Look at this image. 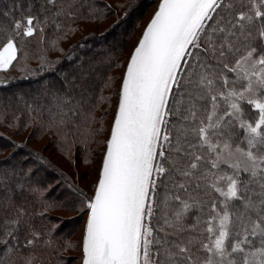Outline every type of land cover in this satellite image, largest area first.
I'll list each match as a JSON object with an SVG mask.
<instances>
[{"label": "snow or ice", "instance_id": "obj_1", "mask_svg": "<svg viewBox=\"0 0 264 264\" xmlns=\"http://www.w3.org/2000/svg\"><path fill=\"white\" fill-rule=\"evenodd\" d=\"M92 7L43 0V19L3 11L0 71L18 62V36L59 32L61 15ZM90 74L82 64L73 75ZM61 91L49 93L59 110L72 99ZM117 96L93 195L76 190L81 207L69 209L87 215L82 264H264V0H159ZM49 111L44 130L59 132ZM39 190L0 176V264L21 249L33 264L34 214L6 201Z\"/></svg>", "mask_w": 264, "mask_h": 264}, {"label": "trees", "instance_id": "obj_2", "mask_svg": "<svg viewBox=\"0 0 264 264\" xmlns=\"http://www.w3.org/2000/svg\"><path fill=\"white\" fill-rule=\"evenodd\" d=\"M158 2L87 0L93 6L91 11L80 9L73 16L61 15L59 32L45 25L43 33L18 36L22 53L18 54V62L7 71H0V176L7 175L12 186L22 185L27 190L31 185L40 189L35 196L25 191L23 202L19 194L15 196V204L6 201L7 211L12 214L17 206L34 214L32 221L40 239L32 250L33 264H72L75 255V264H82L87 215L82 210L69 209L81 207L83 197H77L76 190L88 197L93 195L104 152L102 145L116 110L126 61ZM42 3L43 0H0V25L8 26L11 19L3 17V11L14 10L17 18L36 13L43 19L48 13L42 10ZM106 22L108 32L94 30ZM101 43H107L106 47L102 48ZM82 64L90 67L91 74L86 81H77L73 74ZM66 77H72L77 84L75 90ZM61 89V95L70 93L72 99L59 110L49 93ZM49 110L56 120L64 121L59 132L44 130L52 118ZM47 148L52 149L46 154L43 150ZM56 156L60 157L58 161ZM36 157H42L43 162ZM13 158L17 161L8 164ZM79 162L88 167L98 163L96 178L89 189L81 184ZM29 169L31 173L25 174ZM56 185L60 190L51 198L50 191ZM57 211L74 212L73 218L80 217L75 241L72 234L76 223ZM3 215L5 211L0 208V217ZM3 248L0 240V249ZM26 252V249L5 252L6 264H24L22 257Z\"/></svg>", "mask_w": 264, "mask_h": 264}, {"label": "rangeland", "instance_id": "obj_3", "mask_svg": "<svg viewBox=\"0 0 264 264\" xmlns=\"http://www.w3.org/2000/svg\"><path fill=\"white\" fill-rule=\"evenodd\" d=\"M110 22H112V20ZM108 23L109 22H106L102 26L96 27L94 30L97 31V32H104V31H107L108 32V28H110V27H108ZM119 32H120V30H119ZM105 45L101 43L102 48H105L106 47ZM38 147H40V145H38ZM51 149L50 148H47V149L43 150V152H45L47 154V153L50 152ZM59 159H60V157H57L56 156V160L58 161ZM14 160L17 161V158L16 159L13 158L12 161H10V162L8 161V164H10L12 162H15ZM61 163L67 168L68 171H71V168L65 162L61 161ZM77 167H78V170L80 172L79 174L81 175V184L86 189H89L90 186H91V184H92V182L96 178V173H97V170L99 168L98 163H92V165L88 167L85 164L79 162V164H78ZM54 186L52 187V190L51 191L49 190L50 191V195H51L50 197L51 198H55L58 195V192L60 190V187L58 185H56V187H54ZM57 212H59L63 216L71 217V218H69V220H74L73 222L76 223V228L74 229V233L72 234V239L75 241L76 238L78 237V231H77L78 229L77 228H78V225L80 223V217L78 216L76 218L75 217L73 218L74 212H63V211H57ZM64 220H65V222L68 223L67 218L64 219ZM75 259H76V255L74 257H72V264H75Z\"/></svg>", "mask_w": 264, "mask_h": 264}, {"label": "water", "instance_id": "obj_4", "mask_svg": "<svg viewBox=\"0 0 264 264\" xmlns=\"http://www.w3.org/2000/svg\"><path fill=\"white\" fill-rule=\"evenodd\" d=\"M155 11H156V10H155ZM153 14H154V13H153ZM151 17H152V16H151ZM149 20H150V19H149ZM148 22H149V21H148ZM148 22H147V23H148ZM146 25H147V24H146ZM144 28H145V27H144ZM143 30H144V29H143ZM140 36H141V35H140ZM139 38H140V37H139ZM84 233H85V230H84Z\"/></svg>", "mask_w": 264, "mask_h": 264}]
</instances>
